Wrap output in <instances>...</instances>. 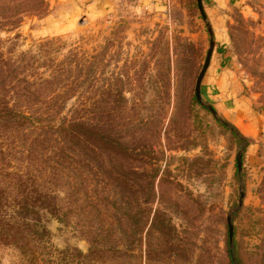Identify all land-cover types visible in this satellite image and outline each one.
<instances>
[{
  "label": "rangeland",
  "instance_id": "rangeland-1",
  "mask_svg": "<svg viewBox=\"0 0 264 264\" xmlns=\"http://www.w3.org/2000/svg\"><path fill=\"white\" fill-rule=\"evenodd\" d=\"M42 1L0 32L5 57L34 56L23 64L36 80L61 64L66 113L123 104L128 166L153 189L149 220L174 227L155 239L148 221L129 264H264V0ZM48 228L55 248L87 252L71 228ZM61 258L52 264H82ZM0 264L46 263L0 246Z\"/></svg>",
  "mask_w": 264,
  "mask_h": 264
},
{
  "label": "trees",
  "instance_id": "trees-1",
  "mask_svg": "<svg viewBox=\"0 0 264 264\" xmlns=\"http://www.w3.org/2000/svg\"><path fill=\"white\" fill-rule=\"evenodd\" d=\"M43 6L42 0H0V32L16 29L24 12ZM25 57H5L0 39V246L38 254L46 264L61 254L82 264H129L130 247L148 221L155 239L171 238L169 219L149 220L153 189L141 185L147 177L128 166L122 94L114 116L101 113L94 99L91 107L66 113L64 67L55 64L58 75L36 80L23 64L36 60ZM52 220L85 240L87 252L55 248Z\"/></svg>",
  "mask_w": 264,
  "mask_h": 264
},
{
  "label": "water",
  "instance_id": "water-1",
  "mask_svg": "<svg viewBox=\"0 0 264 264\" xmlns=\"http://www.w3.org/2000/svg\"><path fill=\"white\" fill-rule=\"evenodd\" d=\"M196 1H197L199 9L201 10L202 9L201 0H196ZM209 61H210V53L208 54L206 62H205L204 66H203V68H202V70H201V72H200V74H199V76H198V78L196 80L195 94H196L197 97L199 95V88H200L201 80H202V78L204 76L205 70L208 67ZM230 233H231V230H230Z\"/></svg>",
  "mask_w": 264,
  "mask_h": 264
},
{
  "label": "crops",
  "instance_id": "crops-1",
  "mask_svg": "<svg viewBox=\"0 0 264 264\" xmlns=\"http://www.w3.org/2000/svg\"><path fill=\"white\" fill-rule=\"evenodd\" d=\"M87 1V0H86ZM206 1H211V2H222V1H224L225 2V0H206ZM230 1H232V0H230ZM96 2H98L97 0H96ZM99 4V3H98ZM90 5V4H89ZM99 6H101V4H99Z\"/></svg>",
  "mask_w": 264,
  "mask_h": 264
}]
</instances>
